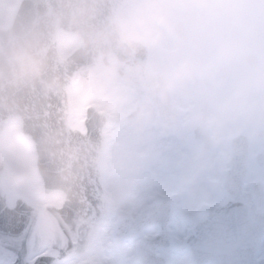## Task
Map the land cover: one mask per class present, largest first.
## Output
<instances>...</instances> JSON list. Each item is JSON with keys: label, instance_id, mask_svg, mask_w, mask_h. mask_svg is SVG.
I'll use <instances>...</instances> for the list:
<instances>
[{"label": "clouds", "instance_id": "1", "mask_svg": "<svg viewBox=\"0 0 264 264\" xmlns=\"http://www.w3.org/2000/svg\"><path fill=\"white\" fill-rule=\"evenodd\" d=\"M102 4L106 5L105 8ZM264 0H71L64 12L95 53L92 86L130 131L110 166L132 192L171 137L178 186L211 178L264 143ZM48 44L39 31L0 54V79H39Z\"/></svg>", "mask_w": 264, "mask_h": 264}, {"label": "water", "instance_id": "2", "mask_svg": "<svg viewBox=\"0 0 264 264\" xmlns=\"http://www.w3.org/2000/svg\"><path fill=\"white\" fill-rule=\"evenodd\" d=\"M70 2L19 0L9 22L0 24V54L7 53L35 31L42 33L48 44L46 70L39 79L16 82L0 79V210L27 213L50 237H60L61 229L70 228L71 238L80 240L75 255L85 257L97 240L100 226L112 222L118 210L103 181V159L108 142L104 130L110 120L94 107L83 110L72 103L74 86L81 85L84 91L90 88L96 54L85 48L64 17ZM102 7L106 10V5ZM61 34L79 40L77 49L68 57L60 53ZM83 117L85 119L81 120ZM73 118L77 119L74 128L70 125ZM15 120L21 122V134L35 146L44 194H63L60 207L48 205L39 209L14 193L18 174L2 158L1 137L7 125ZM259 144L256 163L264 169V143ZM250 149L236 154L229 162L230 169L223 171L227 201L209 207L204 225L196 224L193 235L186 241L194 264H264V257L256 260L264 239V184L257 182L251 192L243 191L249 174ZM11 196L14 203L10 201ZM174 209V200L163 198L136 220L122 216L116 223L113 238L121 241L130 236L139 237L145 230L158 226L157 237L143 238L139 243L138 258L141 264H169L165 256L157 253L173 248L168 227ZM240 223L243 224L237 226ZM209 226L212 231H207ZM202 227L205 235L198 238ZM22 237L23 232L19 238ZM246 238L249 245L243 251L244 246L237 243L245 244ZM8 239L0 237V249L6 247ZM15 259L23 264L24 255H16ZM81 264L95 263L84 261Z\"/></svg>", "mask_w": 264, "mask_h": 264}, {"label": "rangeland", "instance_id": "3", "mask_svg": "<svg viewBox=\"0 0 264 264\" xmlns=\"http://www.w3.org/2000/svg\"><path fill=\"white\" fill-rule=\"evenodd\" d=\"M16 0H0V22L8 19L11 7ZM264 7V5H260ZM62 53L69 54L77 44L76 40L62 37ZM95 77V75H94ZM94 80V78H93ZM92 80V82H93ZM73 101L76 105H94L99 110L106 112L111 117V125L107 130L109 143L107 154L104 160V179L107 189L114 196L116 206L121 212L137 216L145 207L154 203L159 197L178 193L182 196L178 202V213L172 226L176 235L178 246L170 253L171 264H190L187 254L181 246L182 236L187 225H190L199 208L216 200L221 195V170L209 178H201L188 189L178 186L176 157L180 150L179 144L174 138L160 137L155 140V158L145 168L140 182L132 192L120 190L123 176L110 166L111 154L114 149L130 138V131L126 126L118 123L117 117L112 110L107 95L91 88L90 92L83 93L79 87L72 91ZM75 120L72 125L75 126ZM20 125L14 122L8 126L3 136V153L12 167L18 170V192L24 194L30 202L37 206L45 204H60L61 195H53L49 198L42 194V184L36 172L35 155L30 145L20 136ZM255 177L252 176L251 180ZM248 182V186L251 184ZM114 224L103 226L100 230L99 238L94 244L91 253L86 259L96 261L100 264H138L136 259V241L129 240L122 243H114L111 233ZM150 235L154 230L148 232ZM80 262V258H77Z\"/></svg>", "mask_w": 264, "mask_h": 264}, {"label": "snow or ice", "instance_id": "4", "mask_svg": "<svg viewBox=\"0 0 264 264\" xmlns=\"http://www.w3.org/2000/svg\"><path fill=\"white\" fill-rule=\"evenodd\" d=\"M61 232L60 237H50L27 213L0 210V237L10 238L0 249V264H20L16 255H24L23 264H79L75 255L79 238H71L70 228Z\"/></svg>", "mask_w": 264, "mask_h": 264}, {"label": "flooded vegetation", "instance_id": "5", "mask_svg": "<svg viewBox=\"0 0 264 264\" xmlns=\"http://www.w3.org/2000/svg\"><path fill=\"white\" fill-rule=\"evenodd\" d=\"M187 226H188V225H187ZM185 233H186V234L188 233V227H186Z\"/></svg>", "mask_w": 264, "mask_h": 264}]
</instances>
